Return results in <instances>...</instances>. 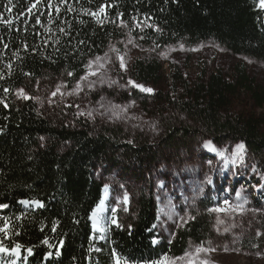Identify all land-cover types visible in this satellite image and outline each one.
<instances>
[{
  "label": "trees",
  "instance_id": "obj_1",
  "mask_svg": "<svg viewBox=\"0 0 264 264\" xmlns=\"http://www.w3.org/2000/svg\"><path fill=\"white\" fill-rule=\"evenodd\" d=\"M33 3L0 0V100L8 105L0 104V204L8 205L0 210V227L8 222L7 234L0 232V246L11 250L21 245L19 264H116L117 258L120 264H167L183 256L190 244L203 245L212 236V221L204 216L185 224L172 241L159 237L153 227L158 222L155 195L145 189L136 196L127 226H111L108 207L105 232L97 234L91 217L104 195L100 164L109 162L116 150L142 166L147 148L117 145L83 123L73 130L57 128L33 100L18 101L16 93L47 76L78 82L90 61L126 36L159 50L213 42L233 55L264 63L259 0H43L29 11ZM162 69L157 60H138L131 75L161 87ZM164 87V95H141L138 101L144 108L165 105L183 115L191 128L243 142L264 157V86L245 66H237L230 78L214 73L194 81L173 67ZM244 97L253 112L235 111L234 104ZM36 201L43 206L32 203ZM45 239L53 247L42 243ZM49 252L53 255L45 258ZM7 253L13 254L0 252L1 264L14 261Z\"/></svg>",
  "mask_w": 264,
  "mask_h": 264
},
{
  "label": "rangeland",
  "instance_id": "obj_2",
  "mask_svg": "<svg viewBox=\"0 0 264 264\" xmlns=\"http://www.w3.org/2000/svg\"><path fill=\"white\" fill-rule=\"evenodd\" d=\"M99 58L92 60L91 68L87 67L83 76L87 79L72 84L66 76H47L22 90L57 128L73 130L83 123L92 134L105 133L117 145L147 148L149 156L142 166L116 150L110 154L109 162L100 164L98 177L109 196L104 216L109 215L108 207L111 213L115 208L119 225L127 226L138 192L152 191L158 215L155 232L164 240L172 241L176 232L196 216L212 221L208 241L203 245L190 244L181 256L183 260L178 257L167 264H264V157L246 148L238 156L236 145L243 142L218 139L191 128L183 115L165 105L144 108L138 101L141 95H164L173 67L194 81L200 75L209 77L214 73L230 78L234 69L243 65L264 86V63L233 55L213 42L159 50L140 46L129 36L112 42ZM145 59L157 60L163 66L164 86L155 87L132 77L134 63ZM92 71L95 75L89 74ZM20 90L17 100H28L20 95ZM234 108L237 112H253L252 103L245 97ZM190 129L192 133L185 136V130ZM208 142L210 147H206ZM237 192L241 194L239 200ZM225 199L230 206L223 204ZM203 201L213 205V209L227 210L208 211ZM102 221L97 230L94 228L97 234L105 232ZM110 224L116 226L111 221ZM198 248L204 251L197 252ZM6 255L14 256L15 264L21 261V254Z\"/></svg>",
  "mask_w": 264,
  "mask_h": 264
},
{
  "label": "snow or ice",
  "instance_id": "obj_3",
  "mask_svg": "<svg viewBox=\"0 0 264 264\" xmlns=\"http://www.w3.org/2000/svg\"><path fill=\"white\" fill-rule=\"evenodd\" d=\"M42 2H43V0H35V3L32 4V6H31V8L29 9V11H32V9H35V8L37 7V5L40 4V3H42ZM62 2H65V3H66V0H62ZM8 4L11 5V4H12V0H8ZM51 6H52V5H49V7H51ZM259 7H260L261 9H264V0H259ZM7 10H8L9 12H11V11H12V8H11V7H8ZM58 10H59V9H57V11H58ZM104 11H105V8H104V7H101V8L99 9V12H101V13H103ZM91 14H92L93 16L97 15V13H91ZM0 19H3V17L0 16ZM61 31H63V29H61ZM113 50L115 51V49H113ZM99 59H100V58L97 57V60H99ZM120 59H121V67H123V66H124V65H123V60H122V58H120ZM92 63H93L92 61L89 62V65H88L89 68H91ZM101 67H102V65H101ZM68 74H69L70 76L72 75L71 72H69ZM89 74H91V75H95V72L92 71V72H90ZM81 79H87V77H86V76H85V77H81ZM129 83L131 84L132 82L129 81ZM134 86H136V87H140L142 91H149V92L151 91V89H144L142 86H139V85H134ZM7 91H8V89H5V92H7ZM57 91H59V89H57ZM20 95H21L24 99H29V98H30V97H28V96L24 93V91H23L22 89L20 90ZM52 95L55 96L56 93L54 92ZM0 104H4V107H5V108L8 107V105H7L3 100H0ZM210 146H211V142H208V143L206 144V147H210ZM236 151H237V155H238V156H239V155H242L243 152L245 151V146H244V144H243V143L237 144V145H236ZM222 154H223V153H221V155H222ZM208 182L211 183V180H209ZM105 191H107V189H105ZM236 197H237V199L239 200V199L241 198V194H240L239 192H237V193H236ZM125 200H127V197H125ZM20 202L23 203V204H29V203H30L29 201H20ZM245 202H246V201H245ZM32 203H36V204H37L38 206H40V207L43 206V205H42L40 202H38V201H36V202H32ZM223 204H224L225 206H230V202H229V200H227V199H225V200L223 201ZM102 206H103V201H101L100 205H98V206H97V209L94 210L93 213H92V217H93V220H94V223H93V227H94V228L96 227V224H97V221L95 220V217L97 216V213H98L99 211H102ZM7 207H8L7 204H0V210H2V209H6ZM236 207H238V208H242V205H237ZM226 210H227V208H220V207H217V208H215V209H211L210 211L220 212V211H226ZM233 210H235V208H233ZM112 213H113V217H112V221H111V222H112V224H115L117 227H119L120 225H119V223H118V221H117V219H116V217H115V213H116V209H115V208L112 209ZM153 227H155V225H153ZM7 229H8V222L5 221V225H4V227H0V232H4L5 235H6V234H7ZM52 230L55 231V226L53 227ZM17 234H18V233H17ZM155 242H156V241H154V243H155ZM42 243L48 245L50 248L53 247L52 245L48 244V240H47V239H45L44 241H42ZM59 243H60L61 246L63 245V241H60ZM20 248H21V245H19V244H16L15 248H14V249H11V250L6 249V248L0 246V252H9V251H11L13 254H15L17 257H19V255H20ZM95 251H100V249H95ZM200 251H204V249H203V248H198V249H197V252H200ZM27 252H28L29 255H31V254H32V249H31V248L27 249ZM55 254H56V255H59V249H57V251H56ZM51 255H53V253H52V252H49V253H47V255H46L45 258H47V257H49V256H51ZM113 255H115V253H113ZM186 255H187V256H191L192 253H187ZM25 259H26V258H25ZM179 259L183 260L184 257H180ZM12 264H15V261H13ZM116 264H120V260H119V258H117V260H116Z\"/></svg>",
  "mask_w": 264,
  "mask_h": 264
},
{
  "label": "bare ground",
  "instance_id": "obj_4",
  "mask_svg": "<svg viewBox=\"0 0 264 264\" xmlns=\"http://www.w3.org/2000/svg\"><path fill=\"white\" fill-rule=\"evenodd\" d=\"M102 201H103L102 211H99L97 213V216L95 217V220L97 221V224H96V227H95L96 230L102 225V222H103L102 220L104 219V217H105L104 215L107 212V203L109 201V196H108L107 191L104 192ZM91 222H92V224L94 223L93 217H91Z\"/></svg>",
  "mask_w": 264,
  "mask_h": 264
},
{
  "label": "water",
  "instance_id": "obj_5",
  "mask_svg": "<svg viewBox=\"0 0 264 264\" xmlns=\"http://www.w3.org/2000/svg\"><path fill=\"white\" fill-rule=\"evenodd\" d=\"M36 206H38V205H36Z\"/></svg>",
  "mask_w": 264,
  "mask_h": 264
}]
</instances>
